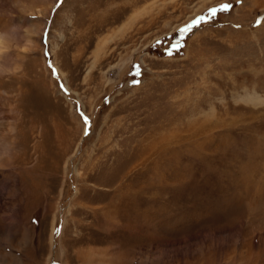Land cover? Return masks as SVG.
<instances>
[{
    "label": "rangeland",
    "instance_id": "374dc122",
    "mask_svg": "<svg viewBox=\"0 0 264 264\" xmlns=\"http://www.w3.org/2000/svg\"><path fill=\"white\" fill-rule=\"evenodd\" d=\"M0 191V264H264V0H0Z\"/></svg>",
    "mask_w": 264,
    "mask_h": 264
},
{
    "label": "snow or ice",
    "instance_id": "6c2138e0",
    "mask_svg": "<svg viewBox=\"0 0 264 264\" xmlns=\"http://www.w3.org/2000/svg\"><path fill=\"white\" fill-rule=\"evenodd\" d=\"M238 2H239V0H238ZM62 3H63V0H57V4H62ZM230 7H231L230 4H224V5H222V8H223V9H228V8H230ZM211 11H212L213 14H215L217 10H216V9H212ZM202 19H203V17H199V18H198L196 21H194L193 23L196 24V23L199 22V20H202ZM188 27H191V26H188ZM62 87H63V86H62ZM82 118H83L85 124H87L88 121H89V117H87L86 115H83V114H82ZM88 134H90V133H89V132H86V133H85V135H88Z\"/></svg>",
    "mask_w": 264,
    "mask_h": 264
},
{
    "label": "bare ground",
    "instance_id": "6f19581e",
    "mask_svg": "<svg viewBox=\"0 0 264 264\" xmlns=\"http://www.w3.org/2000/svg\"><path fill=\"white\" fill-rule=\"evenodd\" d=\"M122 28V27H121ZM226 137V136H225ZM228 143V142H227ZM26 197V196H25ZM24 197V198H25ZM6 200L8 201V198H7V193H5L4 191L1 192L0 191V212H3V205L6 203ZM21 202V201H20ZM18 207V206H17ZM19 209V207H18Z\"/></svg>",
    "mask_w": 264,
    "mask_h": 264
}]
</instances>
